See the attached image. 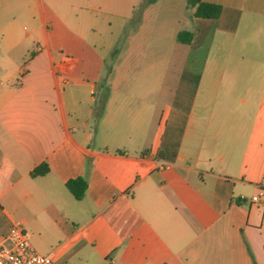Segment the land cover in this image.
<instances>
[{
	"label": "crops",
	"instance_id": "1",
	"mask_svg": "<svg viewBox=\"0 0 264 264\" xmlns=\"http://www.w3.org/2000/svg\"><path fill=\"white\" fill-rule=\"evenodd\" d=\"M203 1L220 18L192 10L167 50L138 16L98 83L57 60L142 0H0V240L22 226L54 264H264V0Z\"/></svg>",
	"mask_w": 264,
	"mask_h": 264
},
{
	"label": "rangeland",
	"instance_id": "2",
	"mask_svg": "<svg viewBox=\"0 0 264 264\" xmlns=\"http://www.w3.org/2000/svg\"><path fill=\"white\" fill-rule=\"evenodd\" d=\"M142 1V6L136 9L134 16L123 30L114 19L111 20L112 27L109 26L110 23L107 20L104 21L103 31L92 36L97 39L99 44L102 43L101 48L76 54L74 59L65 60V64L61 66L57 60L58 66L78 77L84 76L86 80L100 83L102 79L108 77V73L114 65L124 59L122 55L125 49L124 31H127L129 35L138 33L140 31L137 24L138 16L141 17L143 14L147 17L146 23L143 24V33L147 34L146 46L150 48L170 49L177 46L175 43L177 31H193L194 26L190 18L192 9L187 7L184 0H162L154 6H150L148 0ZM110 33L113 34V37ZM121 33H123L122 38ZM109 35L113 39H111L110 45L106 46L100 37H109ZM115 37L118 39L115 40ZM111 45L113 46L111 47Z\"/></svg>",
	"mask_w": 264,
	"mask_h": 264
},
{
	"label": "built area",
	"instance_id": "3",
	"mask_svg": "<svg viewBox=\"0 0 264 264\" xmlns=\"http://www.w3.org/2000/svg\"><path fill=\"white\" fill-rule=\"evenodd\" d=\"M262 198L264 192L254 197L252 203L260 204ZM0 264H54V262L52 256L42 255L35 249L22 226L12 225L0 240Z\"/></svg>",
	"mask_w": 264,
	"mask_h": 264
},
{
	"label": "trees",
	"instance_id": "4",
	"mask_svg": "<svg viewBox=\"0 0 264 264\" xmlns=\"http://www.w3.org/2000/svg\"><path fill=\"white\" fill-rule=\"evenodd\" d=\"M159 0H148L149 5L157 3ZM188 8L194 10V17L204 20H218L222 14V7L216 4L206 3L203 0H184ZM194 38L192 32L180 31L177 35V41L181 44H190ZM49 173V167L44 164L37 168L31 175L33 177L44 176ZM67 189L72 196L81 201L87 191V181L85 178L71 180L66 184Z\"/></svg>",
	"mask_w": 264,
	"mask_h": 264
},
{
	"label": "clouds",
	"instance_id": "5",
	"mask_svg": "<svg viewBox=\"0 0 264 264\" xmlns=\"http://www.w3.org/2000/svg\"><path fill=\"white\" fill-rule=\"evenodd\" d=\"M12 172L11 166L6 165L4 169H0V176L4 178H9Z\"/></svg>",
	"mask_w": 264,
	"mask_h": 264
},
{
	"label": "water",
	"instance_id": "6",
	"mask_svg": "<svg viewBox=\"0 0 264 264\" xmlns=\"http://www.w3.org/2000/svg\"><path fill=\"white\" fill-rule=\"evenodd\" d=\"M99 96V95H98Z\"/></svg>",
	"mask_w": 264,
	"mask_h": 264
}]
</instances>
